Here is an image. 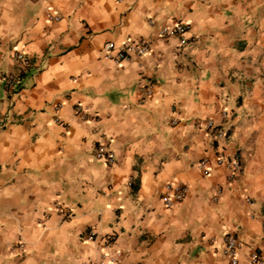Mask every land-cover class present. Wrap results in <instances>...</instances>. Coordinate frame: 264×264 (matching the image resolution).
Masks as SVG:
<instances>
[{
    "label": "crops",
    "instance_id": "crops-1",
    "mask_svg": "<svg viewBox=\"0 0 264 264\" xmlns=\"http://www.w3.org/2000/svg\"><path fill=\"white\" fill-rule=\"evenodd\" d=\"M177 23L184 44L160 34ZM137 39L145 56L103 59ZM14 50L32 63L8 96ZM228 233L238 264L264 257V0H0V264H230Z\"/></svg>",
    "mask_w": 264,
    "mask_h": 264
},
{
    "label": "built area",
    "instance_id": "built-area-1",
    "mask_svg": "<svg viewBox=\"0 0 264 264\" xmlns=\"http://www.w3.org/2000/svg\"><path fill=\"white\" fill-rule=\"evenodd\" d=\"M122 1V0H117ZM51 19L58 21L59 17H51ZM151 24V21H150ZM189 26L184 23H177L169 27H162L160 34L162 37L177 36L180 38L182 44L185 43V34L187 33ZM150 49V44L144 39L137 40H127L119 46L113 43H107L104 45L102 53L103 59L113 61L116 64L122 61L129 60L132 58H139L145 56ZM12 59L16 66V73H7L1 77V84L4 91L8 96H13L18 92L20 79L22 74L27 72L31 67L30 57L18 50H14L12 53ZM151 90H147V94H150ZM75 113L77 115H84L85 111L81 107L75 108ZM221 123L217 124L213 120H206L204 123V128L206 129L209 136L213 141L225 140L228 136L227 130L225 129V122L228 119L227 112L221 113ZM94 156L97 159L103 160L106 164L111 165L114 163V153L112 150L102 144H98L94 149ZM215 163L218 166H225L229 170V181H233L236 175L241 170V164L236 159H227L221 152L217 153L215 157ZM198 167L203 170L205 175L209 174V166L207 160H202L199 162ZM186 196V189L175 183H168L164 186V191L161 195V202L167 207L171 208L176 204L181 203ZM91 238V237H89ZM242 243L235 234L228 233L223 238V254L228 259L230 264H238L239 252ZM20 249H23V244L18 245ZM250 264H264V257L254 252L249 258ZM94 264H104V263H94Z\"/></svg>",
    "mask_w": 264,
    "mask_h": 264
}]
</instances>
